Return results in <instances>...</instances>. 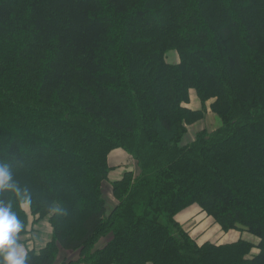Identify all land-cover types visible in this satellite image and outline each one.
I'll list each match as a JSON object with an SVG mask.
<instances>
[{
  "label": "trees",
  "instance_id": "16d2710c",
  "mask_svg": "<svg viewBox=\"0 0 264 264\" xmlns=\"http://www.w3.org/2000/svg\"><path fill=\"white\" fill-rule=\"evenodd\" d=\"M209 101L222 126L181 145ZM116 150L138 172L112 206ZM0 161L32 196L20 242L53 229L29 264H264V0H0ZM194 205L257 241L200 245Z\"/></svg>",
  "mask_w": 264,
  "mask_h": 264
},
{
  "label": "crops",
  "instance_id": "0c3cea01",
  "mask_svg": "<svg viewBox=\"0 0 264 264\" xmlns=\"http://www.w3.org/2000/svg\"><path fill=\"white\" fill-rule=\"evenodd\" d=\"M194 110V109H193ZM198 110V109H195ZM109 166L113 169L112 173L110 174V182L106 183L104 186V194L105 191H108L109 197L106 196L107 200L111 203L110 205L114 206L115 201L112 197V189H111V183L119 180L123 177V175L127 171H134L135 173L138 172L137 164L134 161V159L128 155L123 150H116L113 151L109 156ZM177 221L185 228L188 232H190L191 236L200 244H204L206 242H211L217 245H222L226 243H232L236 242L237 238H241L242 234H233L235 231H231L232 238L234 240L227 241L226 239L230 238V236L226 237L224 233H222V236H219L218 242L212 240L211 234L207 233L208 227L212 226L213 224L211 221H213L210 217H208L202 210L197 206L194 205L182 213H180L176 217ZM214 223V222H213ZM195 225V227H193ZM216 225V224H215ZM218 227V226H217ZM36 228H40L39 230ZM221 230V228L219 227ZM205 233V234H204ZM202 236V237H201ZM53 238V229L49 223L48 219L43 220L40 222V225L35 226L34 230L31 234L28 236L22 238L21 243L25 246V248L29 251H36L43 249L46 247ZM229 240V239H228ZM72 258L76 259L78 258L77 254H71L68 252H61L59 256V262H62V260Z\"/></svg>",
  "mask_w": 264,
  "mask_h": 264
},
{
  "label": "clouds",
  "instance_id": "9594fccd",
  "mask_svg": "<svg viewBox=\"0 0 264 264\" xmlns=\"http://www.w3.org/2000/svg\"><path fill=\"white\" fill-rule=\"evenodd\" d=\"M12 194L13 199L0 198V264H29L28 250L19 240V234L24 231L14 205L25 210L32 205V196L27 189H22L14 179L11 164L0 161V197ZM59 207H52L50 213H60Z\"/></svg>",
  "mask_w": 264,
  "mask_h": 264
},
{
  "label": "rangeland",
  "instance_id": "374dc122",
  "mask_svg": "<svg viewBox=\"0 0 264 264\" xmlns=\"http://www.w3.org/2000/svg\"><path fill=\"white\" fill-rule=\"evenodd\" d=\"M167 62L169 64H171V65L178 64L180 62L178 53L176 51L171 50L167 54ZM210 103H211V101H209L205 105L206 110H207L205 119L203 121L193 125V126L188 127L187 134L184 136V138H183V140L181 142V145H188V144L192 143L193 141H195L196 140V136H197V134L200 131L206 130V131L211 133V132L216 131L217 129H219L222 126L221 119L217 115L213 114L210 111V109H209ZM188 106L191 109H194V110L195 109L201 110L203 108V104L201 103L200 99L197 97L195 91H191L190 103H189ZM105 196L109 197L108 191H105ZM33 220H34V218L32 216H30V222H33ZM40 222H42V221H40ZM213 222L214 221H211V223L213 225L208 227L207 233L211 234L212 240L218 242L219 236H222V233H224V232L222 230H220L219 226L217 227V225H215V223H213ZM34 225L35 226H37V225L39 226L40 223L38 222V223H35ZM193 227H195V225ZM36 229H38V228H36ZM239 233L242 234V237L241 238H237L236 240H234V238H232L233 235L231 233H224V234H225L226 237L232 235V236H230V238H228L229 240L226 239L229 242L232 241V240L238 241V240H241V239L247 240V241H250V242H256L257 241V239L254 236H252L250 234H247V233H242V232H239V231H235V233H233V234H239Z\"/></svg>",
  "mask_w": 264,
  "mask_h": 264
}]
</instances>
